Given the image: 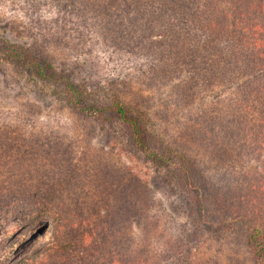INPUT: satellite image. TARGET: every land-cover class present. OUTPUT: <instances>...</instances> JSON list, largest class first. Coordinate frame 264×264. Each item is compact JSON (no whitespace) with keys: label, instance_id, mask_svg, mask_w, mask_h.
Masks as SVG:
<instances>
[{"label":"trees","instance_id":"obj_1","mask_svg":"<svg viewBox=\"0 0 264 264\" xmlns=\"http://www.w3.org/2000/svg\"><path fill=\"white\" fill-rule=\"evenodd\" d=\"M48 3L55 5L56 12L51 5V13L56 15L53 21L56 19L61 30L66 27L60 22L65 18L68 20L69 16L79 15L89 21V15H99L103 17L101 24L104 23L107 29L121 28L117 37L123 27L112 25L114 17L118 16L124 26L119 17L129 14V25L133 21L138 28L133 36H128L127 46L131 44L137 56L156 59L157 65H152L155 71L170 77L172 67L181 72L187 70L200 75L204 84H214V89L205 87L203 90L206 92L204 96L212 92L211 96L215 98L214 101L206 100L212 113L203 112V117H197L191 130V133L194 131L192 137L202 134L197 133L200 123L205 125L214 119L217 125L212 127L215 137L211 144L217 148L214 149L219 155L217 159L223 161L226 157L234 166L236 161L264 153V0H31V6L38 12L41 5L49 6ZM38 23L44 26L42 21ZM49 34L37 37L38 34L33 33L35 40L39 39L30 46H0V52L3 51L0 61L15 63L16 68L59 85L62 98L74 112L102 122L109 113L118 117L128 128L136 148L155 163L172 167L181 194L190 196L187 205L190 213L195 215L194 229L187 240L182 237L176 239V243L168 240L169 250L164 255L158 254L156 261L151 260L148 242L138 244L135 249H121L123 239L117 236L119 231L115 226L105 219L107 214L94 213L98 204L96 195L90 191L78 197V194H71L72 187H68L65 173L58 177L55 173L49 175L52 171H39L41 167L51 166L44 164L47 158L44 154L49 151L45 147H50L51 151L54 148L52 138L42 136L40 142L31 144L30 138L23 140L15 135L16 125H5L0 126V167H9V171L20 174L24 182L21 181L22 187L17 188V183L13 186L16 180L10 179V186L6 181L5 186L0 187L1 214L8 216L10 212L11 216L20 217L22 211L28 210L31 218L25 220L31 225L43 215L51 214L55 223L51 241L44 247L42 255H30L11 264H158L161 259L181 257V264H195L193 248L199 245L197 238L207 229L229 228V232H234L237 227L241 228V224L245 228L252 261L264 264V223L257 222L263 210L253 203H240L237 216L241 217L227 225L230 218L222 204L217 199L213 201L207 193L208 189L216 188L215 175L211 172L218 166L203 165L190 149H180L164 141L160 126L150 125L155 120L152 112L132 108L119 95H114L108 104L97 97L91 99L86 82L78 83L68 73L63 74L64 70L58 69L52 44L55 40L65 41L56 33ZM178 45L184 48L178 49ZM121 83L126 88L128 83L125 80L117 83V87ZM185 135L190 136V140V131H185ZM195 141L199 142L198 139ZM82 153L83 149L79 151L80 155ZM66 164L62 163V166ZM76 167L79 169L78 165ZM218 168L223 169L224 163ZM101 185L105 189L111 187L108 183ZM145 190V187L138 186L133 194L140 196L138 215L147 220L148 231L159 244L160 221L152 213L151 201L144 196ZM18 197L22 210L12 208L5 211V203L11 201L13 204ZM89 201L93 204L91 208L85 205ZM72 203L81 204L78 212ZM32 204L33 209L30 208ZM75 218L77 221L74 222ZM22 236L8 242L3 260L9 262L13 258L15 250L26 241Z\"/></svg>","mask_w":264,"mask_h":264},{"label":"rangeland","instance_id":"obj_2","mask_svg":"<svg viewBox=\"0 0 264 264\" xmlns=\"http://www.w3.org/2000/svg\"><path fill=\"white\" fill-rule=\"evenodd\" d=\"M31 5V0H0V46H30L39 39L35 40L33 33L38 34L37 37L49 33L62 36L59 39L65 42L55 40L52 55L58 69L64 70L63 74L68 73L78 83L86 82L91 99L97 97L108 104L114 95H119L132 108L152 112L155 120L150 125L160 126L164 141L180 149H190L203 165L219 167L224 163L223 169L215 167L211 172L217 184L207 193L213 201L217 199L222 204L230 218L227 225L241 217L237 216V207L246 203H253L263 210L257 222L264 223V153L236 161L234 166L226 157L223 161L217 159L218 152L214 151L217 148L211 144L215 137L212 127L217 122L209 115L211 120L205 125L200 123L201 128L195 131L202 134L192 137L194 131L191 133V130L197 117H203V112L212 113L206 100L214 101L215 98L211 96L212 92L204 96L206 92L203 90L205 87L214 89V84H204L200 75L187 70L181 72L172 67L170 77L155 71L152 65L156 64V59L137 56L131 44L127 46L128 36H133L138 28L133 21L129 25V14L119 17L124 26L118 21V16L114 17L112 25L123 27L115 37L121 28L107 29L104 23L101 24L102 16L89 15V21L83 16H69L68 20L65 18L60 22L66 27V30H61L56 19L53 21L56 15L51 13L52 4L41 5L39 12ZM52 6L55 11V5ZM39 21L44 26L39 25ZM177 48L184 46L178 45ZM122 80L128 83L124 84L126 88L123 83L117 87ZM62 96L59 85L18 69L15 63L0 61V126L16 125L15 135L23 140L30 138L31 144L40 142L42 136L52 138L54 148L51 151L50 147H45L49 151L44 154L47 157L44 164L51 166L41 167L39 171H52L49 175L54 176L55 173L58 177L65 173L68 187H72L71 194H78V197L90 191L96 195L98 204L94 213L107 214L105 219L115 226L119 231L117 236L123 239L119 246L121 249H135L138 244L148 242L151 260L156 261L158 254L164 255L169 250L170 243H176L180 237L187 240L194 229L195 215L190 213L187 205L190 196L181 194L182 189L173 178L172 167L155 163L136 148L126 125L112 113L107 114L103 122L97 121L68 108L70 106ZM185 131H190V140ZM197 139L199 142L195 141ZM82 149L84 153L80 155ZM62 163L67 164L63 167ZM9 170L7 166L0 167V187L5 186L6 181L10 186V179L16 180L13 186L17 183V188L22 187L23 177ZM101 183H108L111 187L105 189ZM138 186L145 187L144 196L149 198L152 213L159 218V244L148 231L147 220L138 215L140 196L133 195ZM19 201L20 197L13 204L6 202L5 211L12 208L22 210ZM72 204L78 212L81 204ZM85 205L93 207L90 201ZM33 207L32 204L30 208ZM22 212L18 217L11 216L10 212L8 216L1 214L0 210V264H11L37 253L42 255L44 247L51 241L55 227L53 215H43L31 225L25 220L31 218V213L28 210ZM237 228L234 232H229V228L207 229L197 238L199 245L193 248L195 264H254L246 245L245 228L243 224ZM20 235L26 241L6 262L3 260L4 249L8 242L16 241ZM168 240L171 242L167 243ZM182 260V257L161 259L158 264H181Z\"/></svg>","mask_w":264,"mask_h":264}]
</instances>
